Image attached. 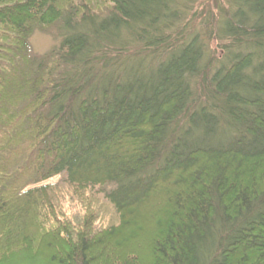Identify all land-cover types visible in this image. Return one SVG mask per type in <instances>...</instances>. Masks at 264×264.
Returning a JSON list of instances; mask_svg holds the SVG:
<instances>
[{"label":"trees","instance_id":"obj_1","mask_svg":"<svg viewBox=\"0 0 264 264\" xmlns=\"http://www.w3.org/2000/svg\"><path fill=\"white\" fill-rule=\"evenodd\" d=\"M0 264H264V0H0Z\"/></svg>","mask_w":264,"mask_h":264},{"label":"rangeland","instance_id":"obj_2","mask_svg":"<svg viewBox=\"0 0 264 264\" xmlns=\"http://www.w3.org/2000/svg\"><path fill=\"white\" fill-rule=\"evenodd\" d=\"M56 44V40L45 32H36L30 39L32 51L36 54H43L49 51ZM53 179L51 182H57ZM60 186L62 203L60 214L73 222L79 224L83 219L89 218L91 226L97 230H103L119 225V216L111 205L104 199L101 193L94 190L93 193H86L85 196L74 195L69 188L57 182Z\"/></svg>","mask_w":264,"mask_h":264}]
</instances>
